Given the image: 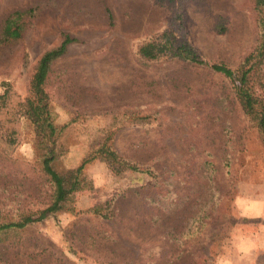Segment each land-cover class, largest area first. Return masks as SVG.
Segmentation results:
<instances>
[{"label":"rangeland","instance_id":"rangeland-1","mask_svg":"<svg viewBox=\"0 0 264 264\" xmlns=\"http://www.w3.org/2000/svg\"><path fill=\"white\" fill-rule=\"evenodd\" d=\"M254 2L0 0V94L27 98L40 58L70 38L44 85L63 127L52 167L89 159L61 211L0 233V264H264V135L210 66L138 55L181 30L208 65L239 70L258 40ZM16 130L0 154V224L52 202L34 127L21 117ZM102 146L145 172L112 171Z\"/></svg>","mask_w":264,"mask_h":264},{"label":"trees","instance_id":"trees-1","mask_svg":"<svg viewBox=\"0 0 264 264\" xmlns=\"http://www.w3.org/2000/svg\"><path fill=\"white\" fill-rule=\"evenodd\" d=\"M254 6L257 13L258 40L239 70L235 71L221 64L208 65L184 38L181 30L162 32L155 39L142 44L138 48V55L146 61L171 58L187 61L197 66H210L214 72L223 75L232 83L244 113L254 122L258 131L264 135V0H255ZM21 15L16 13V18L8 19L4 29L5 37L18 38L20 36L19 26H16L15 22ZM176 36H178V40ZM71 42L72 40L66 37L57 48L43 54L30 81L27 98L21 100L9 87L10 85H4L5 89L0 94V115L4 113L10 115L8 120L3 121L2 125L0 124V154H6L19 142L20 134L16 130V125L21 117L26 118L34 127L39 146L45 151L42 156V170L53 188L51 204L43 209L37 218L25 216L18 222L1 223L0 233L15 229L21 230L31 223L43 221L50 215L58 213L71 201L74 193L86 186L82 172L89 159L84 160L76 169L63 174L56 172L52 167V163L57 157L56 134L63 127L58 129L54 124L49 97L45 92L44 85L50 64L66 52V48ZM99 152L114 172L126 170L145 172L122 160L115 151L108 147L102 146Z\"/></svg>","mask_w":264,"mask_h":264}]
</instances>
